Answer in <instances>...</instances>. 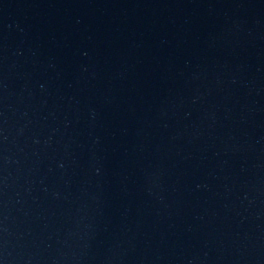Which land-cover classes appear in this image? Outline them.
I'll return each mask as SVG.
<instances>
[{
	"label": "water",
	"instance_id": "water-1",
	"mask_svg": "<svg viewBox=\"0 0 264 264\" xmlns=\"http://www.w3.org/2000/svg\"><path fill=\"white\" fill-rule=\"evenodd\" d=\"M0 264H264V0H0Z\"/></svg>",
	"mask_w": 264,
	"mask_h": 264
}]
</instances>
